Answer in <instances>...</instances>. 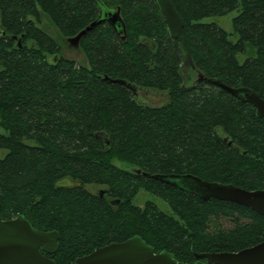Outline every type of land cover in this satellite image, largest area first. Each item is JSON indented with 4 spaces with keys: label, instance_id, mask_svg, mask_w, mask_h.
I'll return each instance as SVG.
<instances>
[{
    "label": "trees",
    "instance_id": "trees-1",
    "mask_svg": "<svg viewBox=\"0 0 264 264\" xmlns=\"http://www.w3.org/2000/svg\"><path fill=\"white\" fill-rule=\"evenodd\" d=\"M172 3L183 21L175 40L155 0H0V220L23 214L37 229L57 230L49 257L59 264L134 235L187 263L264 239V214L142 173L264 188V119L181 72L186 55L206 78L264 99V0ZM116 9L123 31L103 21L80 39L84 61L63 54L58 35L74 36ZM235 10L232 32L201 21ZM110 79L166 100L145 104ZM139 190L165 208L134 204Z\"/></svg>",
    "mask_w": 264,
    "mask_h": 264
},
{
    "label": "water",
    "instance_id": "water-1",
    "mask_svg": "<svg viewBox=\"0 0 264 264\" xmlns=\"http://www.w3.org/2000/svg\"><path fill=\"white\" fill-rule=\"evenodd\" d=\"M164 19L168 35L177 39L183 28V21L175 9L172 0H155ZM107 21L115 30L123 31L120 10L103 12L76 35L67 39L71 44L79 46L81 37L97 24ZM3 34L4 31H1ZM124 36H122L123 38ZM188 70V72H187ZM181 72L186 79L192 73L196 81L205 82L221 88L242 102L250 103L255 109V115L264 119V99L254 90L245 87L229 86L215 78H206L199 70L195 69L192 61L183 56ZM104 79H107L104 76ZM112 83L123 85L134 94L138 88L122 79H110ZM144 91V90H143ZM131 171L139 173V169ZM154 180L169 184L180 190L196 195L201 199L215 198L230 201L245 206L258 214H264V188L247 190L233 184H224L216 181H206L192 174H148ZM100 188L99 194H103ZM60 234L57 230H40L35 228L23 215L0 220V264H59L43 253L53 254L58 248ZM192 263L177 260L171 252L161 250L155 252L140 236L134 235L121 242H110L96 247L88 254L78 256L73 264H264V239L260 242L234 252H201L194 254ZM204 259V260H203Z\"/></svg>",
    "mask_w": 264,
    "mask_h": 264
},
{
    "label": "rangeland",
    "instance_id": "rangeland-1",
    "mask_svg": "<svg viewBox=\"0 0 264 264\" xmlns=\"http://www.w3.org/2000/svg\"><path fill=\"white\" fill-rule=\"evenodd\" d=\"M237 14V11H231L225 15L222 16H209V17H205L203 18L201 21L203 22H212L217 24L218 26L222 27L224 30H226L227 32H232L233 28H232V18ZM57 36V33H56ZM59 39V42L61 43V50L63 52V54L66 57L72 58L77 60L78 62L84 61V55L81 52L79 46H76L75 44H71L70 41L67 39V37L62 38L59 35L57 36ZM232 40H235V36L231 37ZM253 55V54H252ZM248 56V54L246 53H241L239 55H237V58L239 61H243L246 57ZM188 72V70H187ZM189 77H191L190 79H185L186 82H192L195 79V76H193L192 73L189 74ZM143 98L145 97L146 99L150 100L151 102L157 103L163 100L162 95H156V94H152V93H143L142 94ZM113 162L117 165H122V163H120L119 161H117L116 159L113 160ZM134 167H129L130 170H132ZM63 181H61L62 183ZM146 200H151L154 203H156L159 207H161V209L165 208L164 203H162V201H160L156 196L152 195V194H148L146 191L144 190H139L137 195L135 196V198L133 199L134 204L142 206L143 203ZM220 223L222 224V227L224 228H230L233 226V223L225 218H221Z\"/></svg>",
    "mask_w": 264,
    "mask_h": 264
},
{
    "label": "flooded vegetation",
    "instance_id": "flooded-vegetation-1",
    "mask_svg": "<svg viewBox=\"0 0 264 264\" xmlns=\"http://www.w3.org/2000/svg\"><path fill=\"white\" fill-rule=\"evenodd\" d=\"M143 93H152V94H156V95H162L163 97V100L160 101V102H157V103H154V102H151L150 100L146 99L145 97L143 98L142 94ZM134 94V93H133ZM135 97L140 101V102H143L145 104H149L151 106H161L163 105V103L165 102L166 100V93H160L159 91H155V90H150V89H146L143 91V89H138V92L136 94H134ZM44 255L46 256H51V254H47V253H43ZM50 258V257H49ZM204 260V259H203ZM192 263V262H191Z\"/></svg>",
    "mask_w": 264,
    "mask_h": 264
}]
</instances>
